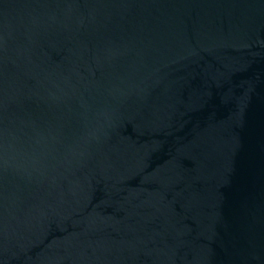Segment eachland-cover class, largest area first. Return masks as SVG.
<instances>
[{"label":"water","instance_id":"95a60500","mask_svg":"<svg viewBox=\"0 0 264 264\" xmlns=\"http://www.w3.org/2000/svg\"><path fill=\"white\" fill-rule=\"evenodd\" d=\"M0 264H264V0H0Z\"/></svg>","mask_w":264,"mask_h":264}]
</instances>
